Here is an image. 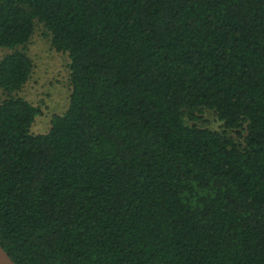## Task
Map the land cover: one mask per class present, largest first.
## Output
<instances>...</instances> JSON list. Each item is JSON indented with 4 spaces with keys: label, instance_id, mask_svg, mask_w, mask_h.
Instances as JSON below:
<instances>
[{
    "label": "trees",
    "instance_id": "obj_1",
    "mask_svg": "<svg viewBox=\"0 0 264 264\" xmlns=\"http://www.w3.org/2000/svg\"><path fill=\"white\" fill-rule=\"evenodd\" d=\"M37 26L71 86L45 134ZM0 49L15 264H264V0H0Z\"/></svg>",
    "mask_w": 264,
    "mask_h": 264
},
{
    "label": "rangeland",
    "instance_id": "obj_2",
    "mask_svg": "<svg viewBox=\"0 0 264 264\" xmlns=\"http://www.w3.org/2000/svg\"><path fill=\"white\" fill-rule=\"evenodd\" d=\"M37 26L27 46L33 61V72L19 95L40 108V114L31 126L33 134H45L50 128L51 118L63 114L69 102V60L66 55L55 52L49 41L42 36ZM7 51L0 49V59ZM0 92V101L2 100Z\"/></svg>",
    "mask_w": 264,
    "mask_h": 264
},
{
    "label": "water",
    "instance_id": "obj_3",
    "mask_svg": "<svg viewBox=\"0 0 264 264\" xmlns=\"http://www.w3.org/2000/svg\"><path fill=\"white\" fill-rule=\"evenodd\" d=\"M0 264H15L0 245Z\"/></svg>",
    "mask_w": 264,
    "mask_h": 264
}]
</instances>
